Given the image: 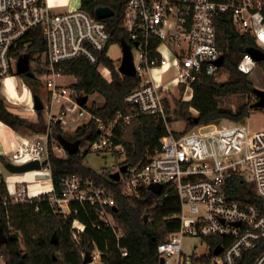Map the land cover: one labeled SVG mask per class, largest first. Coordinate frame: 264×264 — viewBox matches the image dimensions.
Masks as SVG:
<instances>
[{"label":"built area","instance_id":"built-area-1","mask_svg":"<svg viewBox=\"0 0 264 264\" xmlns=\"http://www.w3.org/2000/svg\"><path fill=\"white\" fill-rule=\"evenodd\" d=\"M84 1L78 0L77 5H72V0H0V83L3 94L9 98L3 88L7 78L24 80L17 73V62L22 54L30 52L31 31L41 26L46 49L37 51L34 57L38 60L41 56L40 78L45 87L42 99L49 114V128L59 122L63 129H77L95 120L100 134L94 141H89V149L120 153L113 171L120 170L117 181L122 182L126 194L140 195L144 188L160 183L162 192L156 194L158 201L163 203V198L168 195L164 193L165 186L169 184L177 189L180 210L172 217L179 218L181 226L158 245L159 253L165 257L164 264H181L182 242L187 235L226 237L227 243L215 245L212 252L221 245L223 250L219 254L224 264H240L246 252L257 248L264 240V129L253 130L245 121H218L175 131L167 122L168 133L147 161L128 165L125 171L121 166L126 164V150L117 142V130L133 116L153 115L167 120L171 99L191 101L195 82L203 76L219 73L224 63L219 65L218 61L225 57L218 43L219 19L225 13L231 15L240 33L254 37L252 49L264 52V0H127L123 24L132 44L136 66L134 77L138 83L125 97L132 113L119 112L113 118L99 117L90 109L92 96L97 93L89 95L84 105L79 103L78 97L84 94L74 88L77 77L66 69L67 64L85 57L97 65L104 78H113L112 68L101 59L107 49L109 54V23L107 18L97 17L96 8L85 5ZM250 50L238 61V69L248 75L259 68L260 62ZM114 60L117 70L126 76L119 70L122 57L119 61ZM69 76H74L75 81H68ZM22 85L26 86L24 81ZM255 99H258L256 93ZM31 109L35 110L34 104ZM48 134L47 131L45 137L36 134L25 138L11 152L9 160L22 164L49 159ZM54 142L55 155L66 157L69 153L57 137ZM37 171L50 178V189L35 193L31 184L26 187L22 181V189L11 192L13 199H17L13 201L28 202L48 194L55 210L66 216L72 214L73 204L88 206L94 208L99 220L111 228L119 241L125 236L110 210L116 205L113 191L104 183L72 173L62 178L60 190L56 191L50 159ZM234 175L252 187L240 191V184L232 179ZM43 187L46 188V184ZM235 193L249 194L252 198L237 197L233 195ZM94 225L100 227L99 223ZM85 229L86 224L78 217L74 218L72 231L76 240H80ZM122 250L125 255L127 248ZM102 254L96 248L93 255L97 258ZM174 255L178 256L175 262ZM253 264H264V251Z\"/></svg>","mask_w":264,"mask_h":264},{"label":"trees","instance_id":"trees-1","mask_svg":"<svg viewBox=\"0 0 264 264\" xmlns=\"http://www.w3.org/2000/svg\"><path fill=\"white\" fill-rule=\"evenodd\" d=\"M127 0H85L84 4L92 9L100 5H110L115 15L107 18L111 31L109 46L113 43L121 45L123 38L129 40L123 24L124 10ZM33 41L29 51L34 54L46 49L42 27L31 31ZM218 43L224 50V66L231 73L227 80L220 81L216 76H203L195 82V94L191 101L175 100V118L172 110H168V117L153 115L133 116L129 123L118 129L117 142L122 143L126 150L125 163L129 166L143 164L148 156L159 146L161 138L168 133L167 122L182 119L187 122L188 129L198 124H210L222 119H231L236 122L245 121L253 103L241 104L237 111L222 107L219 97L231 94H255L257 87L249 75L238 69L240 57L252 49L255 39L251 34L240 33L231 19L225 13L219 19ZM109 48V47H108ZM41 60V56L37 58ZM102 61L113 70L112 80L103 77L96 64L85 57L67 64V72L77 77L74 88L84 95L99 93L104 98V104L94 103L90 109L99 117L113 118L119 112L131 114L130 107L125 102L127 93L138 83L137 77L122 76L116 68L115 60L108 54V49L101 54ZM264 71V60L259 62ZM40 73L42 70H39ZM30 86L33 95L40 94V74L31 78L21 75ZM194 110L198 114H194ZM38 120H30L12 111L1 89L0 83V119L12 128L22 131L28 129L33 133H45L49 125L44 110H38ZM69 139L94 141L99 136L95 120L90 121L75 130ZM65 134L58 122L52 126L51 138L58 134ZM50 149V165L52 181L56 191L60 190V181L68 174L78 173L90 176L98 182L104 183L113 191L117 210L110 208L125 236L119 241L106 226L94 208L72 205V214L66 216L59 213L51 205L49 195L44 194L41 199L33 198L28 202L13 201L7 181L0 177V227L7 236V241L0 244V255L4 264H86L83 253L91 250L92 253L99 248L103 254L101 260L104 264H161V254L158 245L166 240L170 234L179 230L181 220L172 217L180 210V198L177 189L167 184L163 203L158 201L159 196L150 188H144L140 195H128L124 192L121 181L111 177V172L95 170L86 164V155L90 150L68 154L66 157L55 155ZM118 155L117 152H113ZM9 159L0 155V163L5 164ZM236 184H242V178L234 175ZM237 197L252 198L249 194L235 193ZM38 208V209H37ZM78 208V212L75 209ZM148 218L145 219V215ZM78 217L86 224L85 231L80 240L73 236L72 224ZM94 223H99L94 225ZM54 233L58 241L52 242ZM211 249L217 244H226L224 236H209L203 238ZM24 245V247L22 246ZM127 248L124 255L122 248ZM264 251V240L255 249L246 252L240 264H253L257 256ZM60 252L59 254H57ZM199 261L206 262L208 258L201 257Z\"/></svg>","mask_w":264,"mask_h":264},{"label":"rangeland","instance_id":"rangeland-1","mask_svg":"<svg viewBox=\"0 0 264 264\" xmlns=\"http://www.w3.org/2000/svg\"><path fill=\"white\" fill-rule=\"evenodd\" d=\"M78 3H79L78 0H72V5H77ZM109 54L114 59L119 61L123 55L122 46L118 43H113L112 45H110ZM31 65H32V69L35 71L36 77H37L40 74L39 60L32 59ZM216 77L218 80L224 81V80H227L231 77V73L229 71H227L225 68H222L219 71V73L216 75ZM249 77L253 81L254 85L257 88H264V71L260 65H259V68L253 74L249 75ZM10 80L13 81L16 86L18 85V82L16 81V79L14 77H11ZM67 80L74 82L75 77L69 76L67 78ZM23 81L26 84V86H24V87L27 88V86H29V85L27 84V82L25 80H23ZM23 81L21 82V84H23ZM19 89L21 91L22 86H20ZM39 89H40V96L45 97V87H44V84L42 81H41V84L39 85ZM93 99H94V101H93ZM176 99L186 101L183 98H177V97H174L173 99L170 100L173 118H175V116H176L174 113V110L176 107V105H175ZM11 100L17 101L15 99H11ZM92 101H91V106L94 103H96L98 105L104 104V98L99 93L92 96ZM219 101H220V104L222 107L229 108L233 111H237L238 107L241 104L246 103V102L254 103V102H256V99H255V94H248V95L247 94H231V95H225V96L219 97ZM6 102H7V104H9V106H11V107L14 106V105H12L10 98H6ZM33 104H34L33 93L30 95L28 93V90H27V91H25V93H23V96L20 98V100L17 101L16 105L13 108H11V107L10 108L13 109V111L15 113L19 114L20 116H22L24 118H27L30 120H32V119L38 120L37 111L36 110L31 111L32 110L31 106ZM43 110H44L45 118L47 119V122H48L49 114H48L47 110H45V109H43ZM193 112H194V114H198V112L196 110H194ZM231 121H233V120L222 119V120H220V123H227V122H231ZM245 122L253 130L264 129V108L263 107H251L249 114L245 118ZM55 124H53V125H55ZM170 127L175 131H182V130L193 129L196 127V125L192 126L188 129V124L186 121H184L182 119L181 120L175 119V120L170 122ZM63 130L65 131L64 136H66L67 138H68V136H73L76 132L75 127L72 129H69V130H66V129H63ZM22 132L26 135L35 134L28 129H22ZM46 133H47V131L45 133L43 132V133H36V134H38L42 137H45ZM48 133H49L48 134V145L49 146L51 145L52 150L55 152L56 143L54 142V138H51L52 127L48 128ZM80 148L83 151L90 150L89 149V141H86L83 144H81ZM118 154H120V153H118ZM118 156L119 155H115L113 152H102V151L98 152V151L90 150V152L86 155V164L88 166L94 168L95 170L100 171V170L104 169L108 173H110L115 169V165L119 161ZM22 176H23V178L26 177V179L36 178V179H38V181L40 179L42 180L44 177H46V176L38 174V173L37 174H28V173L25 174L24 173ZM23 181L25 182L26 187L28 184L32 185L33 183L37 182V181L34 182V181H26V180H23ZM247 187L251 188L252 185H249L246 183L240 184V191L246 189ZM21 189H22V187L19 184L18 190H21ZM11 196L13 199V195H11ZM13 200H17V199L14 198ZM22 246L24 247L23 244H22ZM182 249H183V254H182L181 264H224L222 255L221 254H214L212 252L211 247L201 237L190 236V235L185 236L183 239V242H182ZM59 253L60 252H58L57 254H59ZM93 254H94V252H93ZM83 256H85V253H83ZM201 257L208 258V260L206 262L199 261L198 259H200ZM172 258L175 262V260L178 258V256L174 255ZM101 261H102L101 256H98L97 258H94V261L91 262L90 264H102ZM0 264H4L2 257H0Z\"/></svg>","mask_w":264,"mask_h":264},{"label":"water","instance_id":"water-1","mask_svg":"<svg viewBox=\"0 0 264 264\" xmlns=\"http://www.w3.org/2000/svg\"><path fill=\"white\" fill-rule=\"evenodd\" d=\"M96 15L99 18H110L115 15V10L110 5H100L96 8ZM136 44H138V42ZM121 46L123 49V55H122L121 64L119 66V70L128 76H135L136 66L134 62L132 44L128 40L123 38L121 41ZM250 51L253 53L254 57L258 61L264 60L263 51L258 50V49H251ZM224 59H225L224 56H222L219 59L218 61L219 65H222L224 63ZM17 73L19 75L26 74L27 76L31 78L36 77V73L32 69V65H31V53L30 52H26L19 57L18 62H17ZM256 94L258 96V99L256 100V102H254L251 105V107H263L264 108V88H257ZM33 98H34V109L36 111L43 110L45 108V104L40 94H34ZM88 98H89V95H80L78 97V101L81 105H84L87 102ZM57 139L59 143L68 151L69 154L78 152L81 146V142H82L81 139H75V140L69 139L66 136H64V134L62 133L58 134ZM48 162H49L48 158L44 159L43 162H41L38 159H35V160H31V161H28L22 164L14 163L11 160H8L5 163V166L8 168L9 171L13 173H27L29 171L42 169V166L47 164ZM127 167H128V164H123L121 166V170L125 171ZM120 173H121L120 170L113 171L111 172V177L115 180H119ZM150 188L155 193L160 194L162 192L163 185L160 183L152 184ZM113 209L117 210L118 207L114 206ZM147 218H148V215L146 214L145 219ZM6 241H7V236L3 232L2 228L0 227V244ZM57 241H58V235L57 233H54L52 237V242H57ZM222 250H223V246L218 245L214 249V253L219 254ZM93 261H94V255L92 251L91 250L86 251L85 256H84V262L86 264H90ZM164 263H165V257L161 256V264H164Z\"/></svg>","mask_w":264,"mask_h":264},{"label":"crops","instance_id":"crops-1","mask_svg":"<svg viewBox=\"0 0 264 264\" xmlns=\"http://www.w3.org/2000/svg\"><path fill=\"white\" fill-rule=\"evenodd\" d=\"M16 81L21 84V82L18 79ZM19 88L17 89L20 91ZM25 89H26L25 91L28 90V93L30 95L32 94V90L30 87L27 86V88ZM10 101L14 106L17 103V101L11 99ZM14 106L12 107L9 106V108L10 107L13 108ZM11 110L13 111V109ZM34 135H36V133L33 135H26L22 131H18L12 128L10 125H8L7 123H5L0 119V155H4L9 159L10 158L9 155L11 154V152L17 149L22 144L25 138L32 137ZM23 174L24 173H13L8 170L5 164L0 163V177H3L7 181L10 193L13 192L16 188H18L20 182L23 181L24 179L22 176ZM101 263L104 264L102 261Z\"/></svg>","mask_w":264,"mask_h":264},{"label":"bare ground","instance_id":"bare-ground-1","mask_svg":"<svg viewBox=\"0 0 264 264\" xmlns=\"http://www.w3.org/2000/svg\"><path fill=\"white\" fill-rule=\"evenodd\" d=\"M14 78L17 80L16 77H14ZM10 79H11V77L7 78L6 85L3 88L9 94V98L10 99H15V100L18 101L23 96V93H25V87H24V85H22L20 83H18V85L16 86L14 84V82L11 81ZM20 86H22V90L21 91H19L17 89V87L19 88ZM31 111H34V110H31ZM27 173L28 174H37L38 173V174H41V175H44L45 174L44 172L37 171V170L29 171ZM27 173H25V174H27ZM23 180H26V181H34V182L37 181L36 183H33L31 185V188H32L33 192H35V193L40 192V191H42L44 189H46V190H49L50 189V185H48V184H50V178L44 177L42 180L40 179L41 181L40 180L38 181V179H36V178L26 179V177H25ZM44 184H46V188L43 187Z\"/></svg>","mask_w":264,"mask_h":264}]
</instances>
